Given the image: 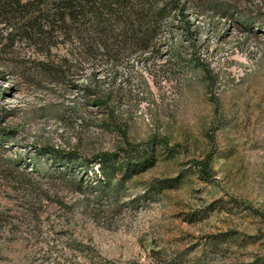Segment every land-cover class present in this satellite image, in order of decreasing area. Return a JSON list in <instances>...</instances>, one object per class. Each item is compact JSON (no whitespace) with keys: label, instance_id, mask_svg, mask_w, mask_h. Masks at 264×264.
<instances>
[{"label":"rangeland","instance_id":"rangeland-1","mask_svg":"<svg viewBox=\"0 0 264 264\" xmlns=\"http://www.w3.org/2000/svg\"><path fill=\"white\" fill-rule=\"evenodd\" d=\"M200 2L157 56L0 50V264H264V0Z\"/></svg>","mask_w":264,"mask_h":264},{"label":"trees","instance_id":"trees-1","mask_svg":"<svg viewBox=\"0 0 264 264\" xmlns=\"http://www.w3.org/2000/svg\"><path fill=\"white\" fill-rule=\"evenodd\" d=\"M189 2L190 0H0V50L11 48L16 39L32 42L39 47V64L42 70L58 79L70 73L69 70H62V67L72 63L95 61L98 64L113 65L147 53L148 57L157 56L160 48L173 42L176 26L173 16H179L183 25L188 24L184 19V11ZM193 2L201 3L200 0ZM240 25L244 28L246 23ZM259 27L261 26L256 25V28ZM166 31L168 37H163ZM58 43L71 45L61 61L52 59V48ZM130 148L132 145L128 144L127 149ZM127 149L122 153L126 154ZM54 152L62 156L60 151ZM151 154V151L143 152L140 158L144 159ZM115 156L114 152L104 151L92 157V160L102 164L96 168L97 174L93 172V182L96 184L93 188L102 186L106 189L110 186L112 179L103 162ZM194 165L201 178L208 180V158L195 161ZM18 167L14 161L8 164V175L15 176ZM56 170L49 169L50 174L44 176L65 181L70 175L67 170L55 172Z\"/></svg>","mask_w":264,"mask_h":264}]
</instances>
